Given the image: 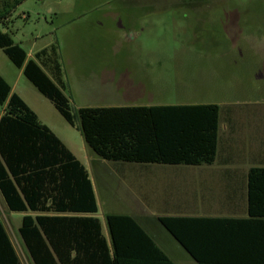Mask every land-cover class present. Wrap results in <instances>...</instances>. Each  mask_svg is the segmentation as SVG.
<instances>
[{
	"label": "rangeland",
	"instance_id": "374dc122",
	"mask_svg": "<svg viewBox=\"0 0 264 264\" xmlns=\"http://www.w3.org/2000/svg\"><path fill=\"white\" fill-rule=\"evenodd\" d=\"M3 2L0 0V12L10 11V15L6 22L0 20V30L8 33L29 59H35L37 52L52 44L58 46L64 93L73 114L85 107L131 103L130 99L138 100L132 103H210L228 110L225 115L238 118L236 126L246 136L239 144L245 149L252 143L248 135L264 132V0H7L2 5ZM146 61L153 69L154 91L149 97L135 98L137 68H145ZM0 74L12 92L86 166L98 201L97 217L105 228L104 213L120 212L124 206L130 207L131 200L145 197L152 213H160L166 198L190 196L194 190H203L216 199L219 207L224 206L223 196L230 189L218 182L193 186L181 177L165 174L142 177L145 171H137L136 166L134 172L139 179L130 174L131 190L136 194L122 193L127 187L114 181L127 178L124 172L116 171L111 162L106 164L113 172L99 170V158L77 127L61 116L1 49ZM223 124L221 120V127ZM233 159L242 164L249 162L242 155ZM221 162L219 158L216 163ZM245 192V187L237 189L243 200ZM138 205L143 209L142 203ZM23 216L8 213L0 194L1 222L21 263L32 264L19 234ZM179 250L189 259L184 250Z\"/></svg>",
	"mask_w": 264,
	"mask_h": 264
},
{
	"label": "trees",
	"instance_id": "16d2710c",
	"mask_svg": "<svg viewBox=\"0 0 264 264\" xmlns=\"http://www.w3.org/2000/svg\"><path fill=\"white\" fill-rule=\"evenodd\" d=\"M9 15L10 11L0 12V20L6 22ZM0 49L61 116L77 127L99 159L192 166L217 161L219 105L85 107L73 114L64 93L58 46L52 44L37 52L35 59H28L27 52L0 30ZM0 192L11 212L28 213L19 234L32 264H150L158 260L171 264L127 215L106 216L109 245L96 217L99 207L86 167L1 75ZM246 196L248 216L255 223L264 222V167L249 170ZM186 221L160 219L198 264L264 260V243L259 242L264 235L245 228V220H215L217 227L211 230L190 229ZM0 264H22L1 220Z\"/></svg>",
	"mask_w": 264,
	"mask_h": 264
},
{
	"label": "crops",
	"instance_id": "0c3cea01",
	"mask_svg": "<svg viewBox=\"0 0 264 264\" xmlns=\"http://www.w3.org/2000/svg\"><path fill=\"white\" fill-rule=\"evenodd\" d=\"M133 88H134L135 98H139V97L145 98V97H149V94L150 95L153 94L154 74H153V69L152 68L149 69L148 61H146L145 68L138 66L137 72H136V78L133 82ZM130 98H133L132 94L130 95ZM132 101H138V100L130 99L129 102L131 103H125V104H119V105H109V106H102V107H151V106H173L174 105V104H164V103H136V102L132 103ZM175 105H199V103H185V104H175ZM220 108H221V111H220V125H219V146H218L217 160H219V158L222 159L221 163L218 164L216 163L217 162L216 161L212 165H198V166L135 164V163H120V162L119 163L111 162V163H114V165L116 166V169H118L116 171L124 172V174L127 176V178L125 179L119 178L118 180L114 181V184L116 185L119 183L121 184V186L127 187V191L123 188L122 193H129L132 191L131 186H133L132 184L133 182L130 181L131 180L130 174L133 175L135 178L138 177L135 175V172H134L136 171L134 170V167L136 166L137 171H145L142 177H144V175H147V174H150V175L151 174H155V175L165 174V175H168V177L169 176L171 177L174 176L178 178L181 177L184 180H187L189 184L193 186L201 185L205 182H218L223 186V188L230 189L227 191L226 195L223 196L224 206L219 207L216 199L213 198L212 195L204 192L203 190L200 193L197 190H194L192 191L190 196L179 195V196H176L175 198L174 197L166 198V201L162 202V205H166V206L164 207L162 206L160 213L150 212L151 203L146 197L142 198V200L140 199V201L131 200V204L129 205L130 207L126 205L123 207L124 210L123 209L119 210L120 212L107 211L106 213H104L107 233H106V228L104 227L103 221L98 217L101 221L102 232L104 236L106 237L110 246H111V238H110L109 228H108L107 221H106V216L109 214L127 215L133 218L140 225V227L146 232L149 238H151V240L155 243V245L162 252L166 254L171 264H198V262L195 261L188 254L187 250L184 248V246H182L179 240L176 239L172 234H170L163 227V225L160 222V219L164 217L189 219V221H186V222L189 223L190 229L208 228L210 230L217 227L216 225L217 222L215 220H219V219L245 220L246 223H243L245 225V228L249 227V230H256L257 232L259 231L260 233L259 235H264V222L255 223L256 219L250 218L248 216L246 192H245V200H243V197L237 194V189L241 187H245V191H246L247 174L249 170L252 167H264V132L256 134L255 136L248 135L249 138L247 140H249V144L250 142L252 143H251V146L248 147L249 149H245L244 145L240 146L239 144L240 140H246V138H242L246 136L243 135L242 128L238 127V125L236 126V123L237 124L240 123L238 122V118L231 114L225 115L226 109L223 111V107L220 106ZM227 112L228 110L226 111V113ZM236 119L237 121H235ZM221 120L224 122L223 127H221ZM241 155L243 157L248 158L249 160L248 164L233 162V161H236L233 159L234 157H239ZM222 156L224 158H221ZM96 161L98 162L97 166L99 170L105 171L107 173L113 172L112 168L106 164L108 163V161H104L100 159H97ZM123 164H126V165H123ZM152 165H159L161 167L152 166ZM164 166H168V167H164ZM114 175L117 176V174H114ZM111 177H113V175ZM137 179L139 178H136V180ZM92 184H93V181H92ZM93 188H94V185H93ZM94 192H95V189H94ZM95 196H96V193H95ZM140 203L144 205L143 209L140 205H138ZM240 204H242V206H240ZM6 209L9 213L10 210L7 207V205H6ZM23 214L25 216L28 213H23ZM51 215L85 216V214H74V213H65V214L51 213ZM33 216H35V214H33ZM96 217H97V214H96ZM202 219L207 220V221L205 222L200 221V223H197V221H195V220H202ZM261 221H263V219ZM232 224L234 226V224L236 223H232ZM259 242L264 243V239H261ZM179 248H181L182 250L185 251V253H187V255L189 256V259H185V257L181 255ZM143 264H147V263L144 262ZM150 264H169V263L166 261L158 260L155 262L152 261L150 262ZM253 264H264V260L254 261Z\"/></svg>",
	"mask_w": 264,
	"mask_h": 264
}]
</instances>
